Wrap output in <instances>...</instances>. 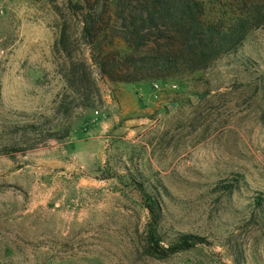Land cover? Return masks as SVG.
<instances>
[{"label": "rangeland", "instance_id": "374dc122", "mask_svg": "<svg viewBox=\"0 0 264 264\" xmlns=\"http://www.w3.org/2000/svg\"><path fill=\"white\" fill-rule=\"evenodd\" d=\"M126 35L117 0H0V264H264V25L137 83L98 66Z\"/></svg>", "mask_w": 264, "mask_h": 264}, {"label": "trees", "instance_id": "16d2710c", "mask_svg": "<svg viewBox=\"0 0 264 264\" xmlns=\"http://www.w3.org/2000/svg\"><path fill=\"white\" fill-rule=\"evenodd\" d=\"M117 8L128 50L108 51L98 66L108 79L123 83L204 69L235 52L252 29L264 25V0H117ZM84 74L87 95L99 96L90 74Z\"/></svg>", "mask_w": 264, "mask_h": 264}, {"label": "built area", "instance_id": "2783aa9c", "mask_svg": "<svg viewBox=\"0 0 264 264\" xmlns=\"http://www.w3.org/2000/svg\"><path fill=\"white\" fill-rule=\"evenodd\" d=\"M154 87H155V89H160V86L158 84H155ZM172 87H175V85H173Z\"/></svg>", "mask_w": 264, "mask_h": 264}]
</instances>
